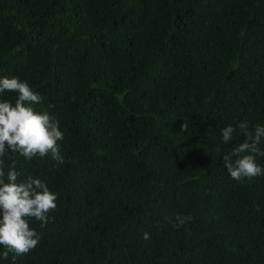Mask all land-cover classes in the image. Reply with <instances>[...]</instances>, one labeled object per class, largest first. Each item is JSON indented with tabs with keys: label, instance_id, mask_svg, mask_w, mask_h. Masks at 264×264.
I'll return each mask as SVG.
<instances>
[{
	"label": "trees",
	"instance_id": "obj_1",
	"mask_svg": "<svg viewBox=\"0 0 264 264\" xmlns=\"http://www.w3.org/2000/svg\"><path fill=\"white\" fill-rule=\"evenodd\" d=\"M0 264H264V0H0Z\"/></svg>",
	"mask_w": 264,
	"mask_h": 264
}]
</instances>
